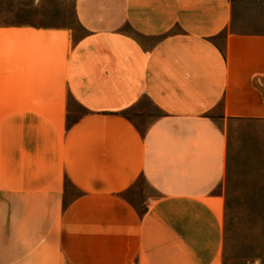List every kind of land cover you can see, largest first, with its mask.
<instances>
[{"label":"crops","instance_id":"0c3cea01","mask_svg":"<svg viewBox=\"0 0 264 264\" xmlns=\"http://www.w3.org/2000/svg\"><path fill=\"white\" fill-rule=\"evenodd\" d=\"M253 163L264 0H0V264H225Z\"/></svg>","mask_w":264,"mask_h":264},{"label":"rangeland","instance_id":"374dc122","mask_svg":"<svg viewBox=\"0 0 264 264\" xmlns=\"http://www.w3.org/2000/svg\"><path fill=\"white\" fill-rule=\"evenodd\" d=\"M68 7L73 2L56 3ZM83 109L74 106L69 119L73 121L83 114ZM134 120L141 121L142 117L155 116L156 109L148 99L133 108L128 113ZM249 159L256 157L251 150V135L248 134ZM252 171L245 178H235L232 202L225 211L226 244L225 264H264V177L253 163ZM254 168V169H253ZM250 169V168H249ZM262 173V172H260ZM149 190L143 180L132 188L127 196L137 205L149 195Z\"/></svg>","mask_w":264,"mask_h":264}]
</instances>
